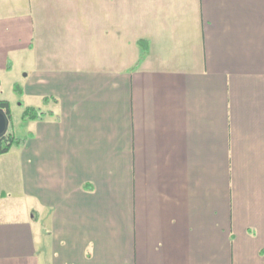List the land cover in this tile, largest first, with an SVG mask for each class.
<instances>
[{"label": "crops", "instance_id": "1", "mask_svg": "<svg viewBox=\"0 0 264 264\" xmlns=\"http://www.w3.org/2000/svg\"><path fill=\"white\" fill-rule=\"evenodd\" d=\"M2 100L0 264H264V0H0Z\"/></svg>", "mask_w": 264, "mask_h": 264}, {"label": "trees", "instance_id": "2", "mask_svg": "<svg viewBox=\"0 0 264 264\" xmlns=\"http://www.w3.org/2000/svg\"><path fill=\"white\" fill-rule=\"evenodd\" d=\"M139 44L143 49L148 48V42L140 40ZM0 109H3L11 119L10 105L8 101H0ZM45 114L38 108L27 107L23 114V118L27 120L41 119ZM26 140L18 138L14 133L8 132L5 136L0 137V155L10 152L14 147H21L25 144ZM264 253V252H263Z\"/></svg>", "mask_w": 264, "mask_h": 264}, {"label": "rangeland", "instance_id": "3", "mask_svg": "<svg viewBox=\"0 0 264 264\" xmlns=\"http://www.w3.org/2000/svg\"><path fill=\"white\" fill-rule=\"evenodd\" d=\"M24 75H25V73H24ZM20 103H22V102H20ZM15 106H14V109L15 110H19L18 108H19V106H17L16 105V102H15V104H14ZM11 131H12V128H11ZM9 132V131H8ZM7 132V133H8ZM44 225V227H45V225L46 224H43ZM46 229V228H45ZM45 237V239H44V244L43 243H39V248L41 249L40 250V255H41V264H47V254H48V258H51V260H54L53 258V253H52V251H51V249H52V242L49 240V239H47V235H44ZM256 241H257V239H255ZM42 244H43V246H42ZM51 263L53 264V261H51Z\"/></svg>", "mask_w": 264, "mask_h": 264}, {"label": "water", "instance_id": "4", "mask_svg": "<svg viewBox=\"0 0 264 264\" xmlns=\"http://www.w3.org/2000/svg\"><path fill=\"white\" fill-rule=\"evenodd\" d=\"M10 124V118L8 114L0 109V137L5 136L8 132Z\"/></svg>", "mask_w": 264, "mask_h": 264}]
</instances>
